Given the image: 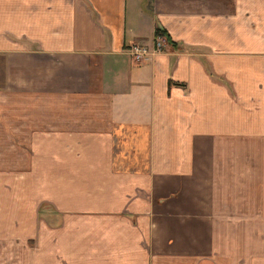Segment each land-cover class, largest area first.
Returning <instances> with one entry per match:
<instances>
[{
	"label": "crops",
	"instance_id": "0c3cea01",
	"mask_svg": "<svg viewBox=\"0 0 264 264\" xmlns=\"http://www.w3.org/2000/svg\"><path fill=\"white\" fill-rule=\"evenodd\" d=\"M0 59V264H264V0H0Z\"/></svg>",
	"mask_w": 264,
	"mask_h": 264
},
{
	"label": "built area",
	"instance_id": "2783aa9c",
	"mask_svg": "<svg viewBox=\"0 0 264 264\" xmlns=\"http://www.w3.org/2000/svg\"><path fill=\"white\" fill-rule=\"evenodd\" d=\"M166 45V38L165 36H159L156 38L155 46L151 50L145 45H142L140 43H133L130 46V52L133 57V59L136 62H142L143 60L147 59L149 56L154 54L155 52L162 51Z\"/></svg>",
	"mask_w": 264,
	"mask_h": 264
},
{
	"label": "rangeland",
	"instance_id": "374dc122",
	"mask_svg": "<svg viewBox=\"0 0 264 264\" xmlns=\"http://www.w3.org/2000/svg\"><path fill=\"white\" fill-rule=\"evenodd\" d=\"M3 60L0 59V85H2V82H3ZM6 140V138H0V143L1 145H3L4 141Z\"/></svg>",
	"mask_w": 264,
	"mask_h": 264
},
{
	"label": "trees",
	"instance_id": "16d2710c",
	"mask_svg": "<svg viewBox=\"0 0 264 264\" xmlns=\"http://www.w3.org/2000/svg\"><path fill=\"white\" fill-rule=\"evenodd\" d=\"M159 36H165L166 43L169 41V37L166 35V32H164L160 28H158V30H157L156 38H158Z\"/></svg>",
	"mask_w": 264,
	"mask_h": 264
}]
</instances>
